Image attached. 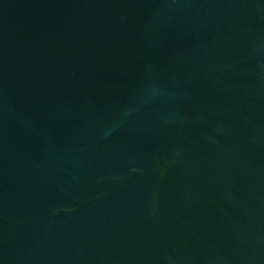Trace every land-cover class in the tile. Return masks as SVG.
<instances>
[{"label": "water", "instance_id": "obj_1", "mask_svg": "<svg viewBox=\"0 0 264 264\" xmlns=\"http://www.w3.org/2000/svg\"><path fill=\"white\" fill-rule=\"evenodd\" d=\"M0 264H264V0H0Z\"/></svg>", "mask_w": 264, "mask_h": 264}]
</instances>
